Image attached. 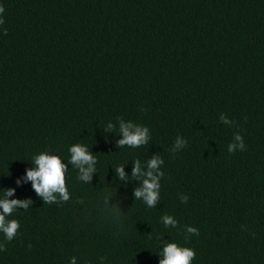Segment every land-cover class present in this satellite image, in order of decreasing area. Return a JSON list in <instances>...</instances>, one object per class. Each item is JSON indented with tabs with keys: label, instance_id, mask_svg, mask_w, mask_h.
Instances as JSON below:
<instances>
[{
	"label": "trees",
	"instance_id": "1",
	"mask_svg": "<svg viewBox=\"0 0 264 264\" xmlns=\"http://www.w3.org/2000/svg\"><path fill=\"white\" fill-rule=\"evenodd\" d=\"M0 5V198L15 188L10 199L33 201L8 217L20 229L11 242L0 233V264H159L161 238L193 248L192 264H264V0ZM118 117L148 127L149 143L117 147ZM237 132L246 149L229 153ZM178 136L187 144L172 153ZM77 143L97 171L85 183L69 165L67 202L17 185L35 155L67 163ZM154 155L165 175L149 208L130 178ZM186 226L199 235L186 240Z\"/></svg>",
	"mask_w": 264,
	"mask_h": 264
},
{
	"label": "clouds",
	"instance_id": "2",
	"mask_svg": "<svg viewBox=\"0 0 264 264\" xmlns=\"http://www.w3.org/2000/svg\"><path fill=\"white\" fill-rule=\"evenodd\" d=\"M5 8L0 5V14H3ZM5 23L0 18V25ZM8 29H3V34L7 35ZM220 121L226 125L233 126L234 121L230 120L224 113L220 114ZM245 119H247L245 117ZM118 120V132L122 138L117 141V147L139 148L149 143L151 133L148 127L125 121L122 118ZM107 131H117V125L109 122L105 126ZM187 141L178 136L171 148L172 153L182 150ZM246 145L243 136L237 132L233 136V142L229 144V153H235L237 150L244 151ZM70 159L67 163L63 158L56 154L41 152L32 158L34 167L26 170V175L18 178L17 185L31 182L32 188L36 194L41 197L44 204L63 203L70 199V192L67 187V177L69 165L78 171V179L85 183H90L93 174L97 171V158L84 144H74L69 149ZM164 160L160 155H154L146 163L142 164L139 159L134 161L132 169V180H138L139 186L134 189L135 200H142L149 208L157 206L160 200L161 179L165 173L161 170ZM116 175L120 180L129 179L125 172L124 165L115 168ZM16 192L15 188L4 189L3 198H0V233L4 234L5 239L11 242L19 234L20 223L17 219H8L17 209L28 210L33 204L31 199H10ZM181 203H187L189 197L186 194H179ZM161 221L166 228H178L179 222L173 216L165 214ZM184 231L187 233L185 239L189 240L192 235H199L196 227L186 226ZM162 248L159 252L161 259L159 264H192L196 258V251L187 246H181L176 242H170L161 238ZM6 250V246L0 243V251ZM104 258L101 257V260ZM70 264H77V258L73 256Z\"/></svg>",
	"mask_w": 264,
	"mask_h": 264
}]
</instances>
